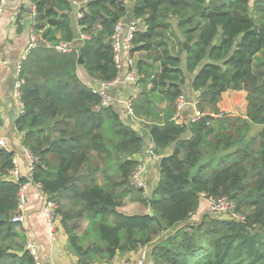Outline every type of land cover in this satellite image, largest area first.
<instances>
[{"label": "trees", "instance_id": "16d2710c", "mask_svg": "<svg viewBox=\"0 0 264 264\" xmlns=\"http://www.w3.org/2000/svg\"><path fill=\"white\" fill-rule=\"evenodd\" d=\"M73 9L72 0H34L40 38L22 63L24 110L15 129L37 163L29 178L11 182L13 154L0 147V264H34L23 228L12 222L27 182L55 203L79 264L109 263L165 232L151 249L155 264H264V0H134L133 18L145 30L132 41L140 89L132 113L149 122L154 154L174 146L149 192L129 185L143 137L113 107L95 111L99 97L76 73L82 59L97 81L117 75L109 38L126 14L124 0H88L77 20L87 38L62 53L54 47L76 38ZM186 75L204 116L177 124ZM201 194L226 196L244 220L206 212L196 222ZM126 197L152 215L119 212Z\"/></svg>", "mask_w": 264, "mask_h": 264}, {"label": "crops", "instance_id": "0c3cea01", "mask_svg": "<svg viewBox=\"0 0 264 264\" xmlns=\"http://www.w3.org/2000/svg\"><path fill=\"white\" fill-rule=\"evenodd\" d=\"M133 3L134 0H124L126 14L120 19L121 22L128 23L134 19ZM73 8L70 16L75 28L76 38L69 45L72 48H77L81 40L77 27V9L74 5ZM34 15V0H7L0 14V59L3 61L0 64V140H4L6 150L13 154L21 178H27L29 176L26 168L24 148L21 143V133L15 129V122L23 112H20L19 105L12 96V88L16 78L15 65L23 56L25 57L27 55L29 49L34 47L40 38L39 33H35L32 28ZM144 30L145 26L143 22L138 20V31ZM32 35H34L35 40L31 46ZM125 70L126 67L123 66L122 72ZM76 73L82 83L91 89V91L97 88L98 81L88 76L82 64L77 67ZM191 82L192 76L186 75V82L183 86V95L185 97L183 119L185 124L189 123V119L193 113L191 103L197 96L191 90ZM134 89L137 91L140 90L136 86V83H125L118 89H115L111 107L116 110L124 124L131 127L143 137L144 145L142 150L134 154L132 158L135 161L139 158L146 159L145 170L147 173V182L151 180L150 184L152 183L154 187L158 178L159 161L161 157L169 156L174 146L170 145L166 147L160 155L155 154V161H148L149 151H153V144L146 130L149 122L134 116L131 117L127 111L126 102L131 99L133 100L138 93L135 95ZM208 110L209 107H206L205 111ZM23 195L25 202L20 211L21 221L19 224L23 228L26 239H35L39 243L42 264H79L77 257L67 247V235L59 219L55 237L51 238L49 236L43 215V205L46 197L41 191L40 186L27 182ZM126 198L131 203H136L130 197ZM204 206L208 210V201L205 198L201 199L200 207L194 214L193 219H196L200 213L205 212ZM120 208H118V211ZM136 253L137 250L119 255L109 263L95 262L92 264H122L123 260L134 257Z\"/></svg>", "mask_w": 264, "mask_h": 264}, {"label": "built area", "instance_id": "2783aa9c", "mask_svg": "<svg viewBox=\"0 0 264 264\" xmlns=\"http://www.w3.org/2000/svg\"><path fill=\"white\" fill-rule=\"evenodd\" d=\"M7 0H0V14L3 11V7ZM88 0H72V5L77 9V20L81 18L83 11ZM78 27V26H77ZM79 29V27H78ZM138 31V20L133 19L128 23H123L120 20L115 24L113 33L110 36V44L112 50V58L114 65L117 69V75L110 81H98L97 88H94L92 92L99 97L98 104L94 107L95 111H99L104 108L111 107L113 101V92L115 89H118L121 85L125 83H136L137 75L134 70L136 55L132 52L133 49V38L135 33ZM80 34V33H79ZM80 40L86 39L87 37L83 34L79 35ZM35 40L34 35L31 36V46ZM57 51L62 53H67L72 51V47L66 43H59L54 47ZM26 56L22 57L21 60L15 65L16 78L12 88V96L19 105L20 112L22 113L24 108L21 102V87L24 84V78L21 75L22 63L25 60ZM3 61L0 59V64ZM126 67V70L122 72V68ZM138 91L134 89V94L136 95ZM132 99L126 102L128 115L133 117L131 109ZM185 105L184 95L177 97L175 101V113L174 120L177 124H185L183 119V110ZM197 101L196 99L192 101L191 106L193 109L192 116L189 119V122H196L201 117L204 116L203 113H199L196 108ZM212 118L220 117V114H209ZM0 147L6 150L4 140H0ZM24 148V147H23ZM26 159V168L28 172V177L31 176V173L34 169L35 164L37 163V158H35L26 148L23 149ZM156 155L153 151H149L148 161H155ZM138 164L133 170L129 177V185L137 190H145L147 184V173L145 170L146 159L139 158L136 161ZM20 173L17 166L16 160L12 159V168L8 171L7 179L11 182L16 183L20 179ZM27 184V183H26ZM26 184H21L19 186L18 193V204L17 210L18 213L15 214L12 218V222L19 223L21 221L20 211L24 206L25 198L23 191ZM203 198L204 195L201 194ZM208 201V212L211 216L218 219L233 220V221H243L244 216L237 213L235 203L227 198L226 196H221L218 198H209ZM56 205L53 201L45 199L43 205V215L46 222L47 231L51 238H54L57 232L58 226V217L55 212ZM148 245L142 246L137 250V253L134 257L125 259L122 261V264H155V261L151 255V250L147 249ZM24 249L32 257L34 264H42L40 257V246L35 239H26Z\"/></svg>", "mask_w": 264, "mask_h": 264}, {"label": "rangeland", "instance_id": "374dc122", "mask_svg": "<svg viewBox=\"0 0 264 264\" xmlns=\"http://www.w3.org/2000/svg\"><path fill=\"white\" fill-rule=\"evenodd\" d=\"M257 62L258 61L256 59H254L253 67H255V68L258 67V63ZM150 182H151V180H150ZM150 182H147V184H146V189H145L146 192L151 191L152 188H153L152 183L150 184ZM204 207H205V209H204L205 212L200 213L198 218L195 220L196 222L200 221V219L203 216V214L208 212L206 206H204ZM148 208L144 207L139 202L131 203V201H129V199L126 198L124 200V205L119 209V212H122L124 214H130V215L141 214V213L146 212L148 210ZM81 225H82V227L85 226V221H82ZM170 234H171V232H165V233L161 234L160 237H158L152 244L147 246V249L151 250L156 244L160 243L162 240H165V238L168 237Z\"/></svg>", "mask_w": 264, "mask_h": 264}, {"label": "water", "instance_id": "95a60500", "mask_svg": "<svg viewBox=\"0 0 264 264\" xmlns=\"http://www.w3.org/2000/svg\"><path fill=\"white\" fill-rule=\"evenodd\" d=\"M115 19H117V15L114 13L113 16L111 17V20H115ZM184 45H185V48H186L187 47L186 44H184ZM78 62H79V64H82V59H79ZM148 214L152 215L151 206H149V208H148Z\"/></svg>", "mask_w": 264, "mask_h": 264}]
</instances>
